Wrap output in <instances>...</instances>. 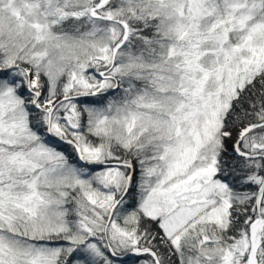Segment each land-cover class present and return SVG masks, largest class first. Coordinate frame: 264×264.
I'll return each instance as SVG.
<instances>
[{"label": "snow or ice", "instance_id": "6c2138e0", "mask_svg": "<svg viewBox=\"0 0 264 264\" xmlns=\"http://www.w3.org/2000/svg\"><path fill=\"white\" fill-rule=\"evenodd\" d=\"M129 258L264 264V0H0V264Z\"/></svg>", "mask_w": 264, "mask_h": 264}, {"label": "trees", "instance_id": "16d2710c", "mask_svg": "<svg viewBox=\"0 0 264 264\" xmlns=\"http://www.w3.org/2000/svg\"><path fill=\"white\" fill-rule=\"evenodd\" d=\"M58 147V149L64 151L66 154H68L70 157L74 158V153L71 149V146L69 145H66V144H60V145H56ZM137 258H133L130 260V262H127V264H134V261L136 260Z\"/></svg>", "mask_w": 264, "mask_h": 264}, {"label": "water", "instance_id": "95a60500", "mask_svg": "<svg viewBox=\"0 0 264 264\" xmlns=\"http://www.w3.org/2000/svg\"><path fill=\"white\" fill-rule=\"evenodd\" d=\"M131 259H133V258H129L127 262H130Z\"/></svg>", "mask_w": 264, "mask_h": 264}, {"label": "bare ground", "instance_id": "6f19581e", "mask_svg": "<svg viewBox=\"0 0 264 264\" xmlns=\"http://www.w3.org/2000/svg\"><path fill=\"white\" fill-rule=\"evenodd\" d=\"M60 144H62V143H58V142L56 143V145H60Z\"/></svg>", "mask_w": 264, "mask_h": 264}]
</instances>
